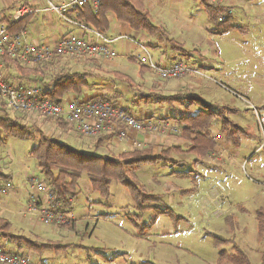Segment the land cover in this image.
Instances as JSON below:
<instances>
[{
	"label": "rangeland",
	"instance_id": "obj_1",
	"mask_svg": "<svg viewBox=\"0 0 264 264\" xmlns=\"http://www.w3.org/2000/svg\"><path fill=\"white\" fill-rule=\"evenodd\" d=\"M194 3L203 7L201 0ZM195 6L179 24L184 31L191 28L186 35L198 33L203 43L195 48L202 51L206 47V56L199 57L197 50L193 57H178L201 75L187 74L170 82L186 87V99L162 105L155 100L135 103L136 91L130 89L114 97L113 90L121 86L116 80L106 95L142 119L201 112V119L209 122L208 134L217 139L221 132L229 146L201 153L191 149V139H180L178 148L161 154L156 164L144 165L130 178L140 190L138 194L115 180L109 194L103 195L83 174L69 208L72 226L54 227L43 224L38 213L26 210L35 191L30 178L44 181L36 159L29 154L34 141L14 137L0 127V173L11 178L15 189L0 197L1 217L10 223L12 234L54 245L32 250L31 261L264 264V0H240L233 12L238 19L235 24L230 20L233 27L225 33H221L223 25L212 21L204 8L196 11ZM173 25L168 24L170 28ZM168 26H164L166 30ZM148 51L155 60L154 52ZM134 67L138 71L137 64ZM152 73L147 70L143 77L151 81ZM129 75L135 83L140 81L136 73ZM190 76L198 82L190 84ZM94 82L103 80L89 78V84ZM203 132L197 129L192 138ZM109 140L113 146L114 140ZM79 148L87 153H107Z\"/></svg>",
	"mask_w": 264,
	"mask_h": 264
},
{
	"label": "crops",
	"instance_id": "obj_2",
	"mask_svg": "<svg viewBox=\"0 0 264 264\" xmlns=\"http://www.w3.org/2000/svg\"><path fill=\"white\" fill-rule=\"evenodd\" d=\"M194 1L195 0H143V7L146 15L154 25L164 30V34L149 35L142 31H135L131 29L129 24L117 21L112 14H109L107 16L109 29L104 32L103 35L110 39L122 37V39H116L112 43V47L117 54V56L114 58H107L97 55H60L45 59L43 61L32 62L31 60L22 61L18 56L11 57L5 54L0 56V72L4 80H6L10 85H36L41 87L43 93L45 94L50 92L52 88L51 81L55 77L74 73L84 75L86 77L87 84L83 88L82 92L79 94L65 93V95L60 100L61 103H65L70 100L79 102H88L102 99L110 100L111 98L106 95V93L109 89H113L114 85H112V82H115V80L118 81L121 86L113 90V93L116 92L115 94H117L114 95V97H121L123 95V91L130 89L136 91L135 96L138 98L136 97L137 101L135 103H138L140 100H143L146 103H148L149 100H155L157 103L162 105L163 103L183 101L186 99V93H183V91L186 90V87L181 85L180 82L175 84L170 83L171 81L178 79L163 80L157 76L155 78L153 73L152 80H146L143 77V73L147 70H150L142 65V67L140 66L138 62V56L143 54V50L141 48L142 45L148 50L154 52L155 61L162 66H170L174 62L179 61V55L193 57L197 50L199 52L197 55L204 58L206 56L205 51L207 48L205 47L202 49V51L201 49L199 50L195 48V46L201 47L202 44L200 43H203V40H201L198 33H187L188 35H186V32H190L191 28L187 31H184L183 27L179 24L180 18L184 16L185 13L189 12V9L195 6ZM215 1L218 3V6H213V8L221 11H227L228 19L234 21L233 24H235L238 18L233 14V12L235 7L238 6L240 0ZM201 2L203 4L202 8L208 12L209 9L207 4L211 5V2L206 0H201ZM20 3H25L36 8L37 12L31 16L25 17L19 22H13L11 20L12 14L14 13L17 5ZM202 8L195 6L194 9H196V11H200L203 10ZM65 16L68 20L63 19L57 12L49 10L47 8V4L43 0H0V25H5L11 35L21 33V44L26 43L33 47H48L52 49L58 45L62 36L69 33L76 32L85 39L92 37L90 33L83 30L74 23H81L77 19L76 10L66 11ZM152 18L157 19L159 24L154 23ZM174 23H176L177 26H174ZM163 24L164 26H168V24H170L173 25V27L170 28L168 26L170 29L166 30ZM179 34L180 36H178ZM176 37H179L180 40H178ZM166 38L175 40L182 50L174 49L172 45L164 41ZM189 43L191 46H187ZM202 60L201 63H204ZM134 64H137L138 71H136ZM131 71L139 76L140 81L138 83H135L133 78L129 75ZM89 78H96L103 80V82H94L89 84ZM189 78H191L190 80L192 82H190V84H193V82L196 84L195 81L198 82L199 80L198 78H195V76H190ZM99 84H101V87L96 88V86ZM189 86L191 87V85ZM192 87L196 88L195 85H192ZM171 97H174V99L170 100ZM123 109L132 113L137 118L142 119L140 116H137L136 113L131 112L126 108ZM4 114H6L10 119L17 121L21 125L30 127L32 131H39L43 135L50 136L60 142H64L74 149L78 148L77 150H80L79 147H81L83 150L103 149V151H106L107 153L104 152L101 154L110 156L117 155L118 153L127 150H132L133 141L141 142L142 145L138 149L149 151L151 156H161V154H166L170 150L179 147L180 139L190 140L185 136V127H181L179 118L182 116L193 115H186L183 113L179 116L168 117L166 114L165 116L156 120L169 121L173 124H177L180 128L177 133H157L148 131L134 132L128 130L127 138L122 142L116 140L113 141L112 146L109 145V138H111L110 135L112 134L107 135V133H101L95 138L87 137L85 135H81L77 131V127L68 126L67 121L62 118H43L33 114H25L15 111L13 112L7 108L4 101H0V115ZM150 117L152 116H146L144 119L155 120ZM220 134L221 132L216 134L219 136L217 139H214V137L210 135L209 137L211 138L212 142H214V148L227 149L229 142H226ZM35 143L36 141H34V144ZM156 148H158L159 151L155 153L153 150ZM2 176L4 175L2 174ZM9 180L11 181V178H9ZM2 181H4V179L1 177L0 182ZM14 191L15 189L12 188V190L4 196H7ZM34 193L36 194L35 191ZM46 204L47 203L44 197L39 195L38 206L44 207ZM2 211L4 210L0 204V215ZM21 223H23V219H21ZM33 241H36L39 244H47L37 240ZM0 246H2L7 251H11L16 248V252L14 253L24 254L29 259L33 250L26 247L25 245L23 248L22 243L18 245L17 243L11 242L9 239L3 236H0Z\"/></svg>",
	"mask_w": 264,
	"mask_h": 264
},
{
	"label": "built area",
	"instance_id": "obj_3",
	"mask_svg": "<svg viewBox=\"0 0 264 264\" xmlns=\"http://www.w3.org/2000/svg\"><path fill=\"white\" fill-rule=\"evenodd\" d=\"M47 8L57 12L63 19L66 11L76 10L83 5H89L93 10H97L100 0H43ZM212 6L217 7L215 0H206ZM37 9L25 3H20L14 10L11 20L19 22L25 17L33 15ZM220 14L218 21H224L227 11ZM73 22V21H72ZM80 28L92 35L85 39L75 33H69L61 37L59 43L54 48L33 47L22 43L21 33L11 35L5 25H0V56H18L22 61L39 62L45 59L67 55V56H103L114 58L117 56L112 48L115 39L107 38L103 33L96 31L86 25L74 22ZM143 54L138 56L140 65L146 67L163 80L180 79L187 74L201 75L197 69L191 68L181 60L174 62L170 66H162L153 60L148 49L141 45ZM41 87L32 85H10L4 80L0 72V101H4L10 111L33 114L38 117H50L53 119H64L68 126L77 127L81 135L95 138L101 133H107L112 140L119 142L127 138V131L134 132L148 131L157 133H177L180 128L177 124L169 121H156L152 119H139L132 113L115 105L111 100L102 99L88 102L70 100L65 103L55 102L48 97L42 96ZM115 128V129H114ZM142 143L133 141L132 146L141 147ZM35 193L29 199L27 205L28 213H38L39 219L54 227H60L71 221V214L60 212L54 203V196L50 188L43 180L31 177ZM13 188L10 180L0 182V196L8 194ZM39 195L46 200V206H38ZM0 264H38L31 261L26 255L5 250L0 246Z\"/></svg>",
	"mask_w": 264,
	"mask_h": 264
},
{
	"label": "trees",
	"instance_id": "obj_4",
	"mask_svg": "<svg viewBox=\"0 0 264 264\" xmlns=\"http://www.w3.org/2000/svg\"><path fill=\"white\" fill-rule=\"evenodd\" d=\"M207 6L211 20L217 22L219 26L223 25V27L221 26V33H225L233 27L228 17L222 22L218 21L219 14L223 11L213 8L212 5L207 4ZM76 12L77 19L82 24L101 33L109 29L107 16L112 14L115 20L129 24L131 29L135 31H142L149 35L164 34V30L154 25L146 15L143 0H100L96 11L89 5H83L77 8ZM164 41L172 45L174 49L182 50L175 40L166 38ZM51 82L50 92L48 94L43 93L42 96L55 102H60L65 93H81L87 84L86 77L78 73L60 75L52 79ZM173 99L174 97L170 98V100ZM200 114L201 112L182 116L179 118V122L184 124L185 136L194 143V147L191 149L204 153L214 149V142L208 134L207 125L209 122H207V118L202 120L203 117ZM0 127L14 137L36 141L35 146L29 150V154L36 159L37 166L43 174L44 182L54 196L57 209L65 213L69 212L72 199L79 192V181L83 174L87 176L91 187L103 195L109 194V186L115 180L120 181L130 191L138 194L140 190L130 178L134 177L144 165L156 164L160 157L151 156L149 151L138 148L118 153L115 156L83 152L50 136H45L39 131L37 135L36 131L34 132L30 127L10 119L6 114L0 115ZM197 129H203L205 132L192 138V134L197 132ZM223 129H225L224 124ZM1 177L4 180H9V177L2 176V173H0ZM65 225L72 226V221ZM0 236L18 245L22 243L33 250L54 247L53 244H39L27 237L12 234L10 223L1 215Z\"/></svg>",
	"mask_w": 264,
	"mask_h": 264
}]
</instances>
